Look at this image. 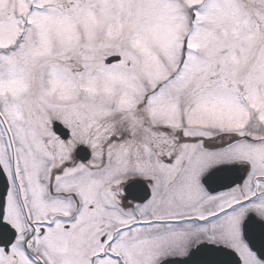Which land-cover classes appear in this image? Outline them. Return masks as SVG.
<instances>
[{
	"label": "snow or ice",
	"instance_id": "6c2138e0",
	"mask_svg": "<svg viewBox=\"0 0 264 264\" xmlns=\"http://www.w3.org/2000/svg\"><path fill=\"white\" fill-rule=\"evenodd\" d=\"M0 264H264V0H0Z\"/></svg>",
	"mask_w": 264,
	"mask_h": 264
}]
</instances>
